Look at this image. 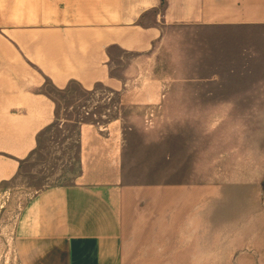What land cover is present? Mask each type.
Masks as SVG:
<instances>
[{"label": "crops", "instance_id": "crops-1", "mask_svg": "<svg viewBox=\"0 0 264 264\" xmlns=\"http://www.w3.org/2000/svg\"><path fill=\"white\" fill-rule=\"evenodd\" d=\"M74 89L134 114L77 122L80 174L25 204L22 264H264V0H0V188ZM137 123L170 182H126Z\"/></svg>", "mask_w": 264, "mask_h": 264}, {"label": "rangeland", "instance_id": "rangeland-1", "mask_svg": "<svg viewBox=\"0 0 264 264\" xmlns=\"http://www.w3.org/2000/svg\"><path fill=\"white\" fill-rule=\"evenodd\" d=\"M121 69L120 65L114 73L119 74ZM74 90L68 94L52 91L58 100V117L66 119V122L51 125L41 135L35 152L22 164L18 176L0 188V264H22L26 259L24 254L15 252L14 243L16 223L28 200L44 189L76 182L80 174L77 122H100L103 127L108 119L122 114L129 119V115L134 114L133 110L118 107L115 99L112 101L114 104L102 102L103 96L100 95L92 102L90 93ZM133 125L129 140L130 153L124 160L126 182L130 184L170 182L169 167L164 172H153L154 162L162 161L169 150H159L157 155L153 141L139 140L138 136L133 135L143 131L138 123ZM140 160L144 161L141 166ZM147 169L152 172H145ZM181 175L183 174L176 173L180 179Z\"/></svg>", "mask_w": 264, "mask_h": 264}]
</instances>
